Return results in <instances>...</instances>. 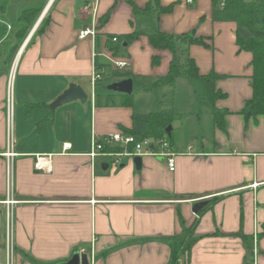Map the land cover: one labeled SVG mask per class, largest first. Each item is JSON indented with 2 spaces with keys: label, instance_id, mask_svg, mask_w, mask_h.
Listing matches in <instances>:
<instances>
[{
  "label": "crops",
  "instance_id": "0c3cea01",
  "mask_svg": "<svg viewBox=\"0 0 264 264\" xmlns=\"http://www.w3.org/2000/svg\"><path fill=\"white\" fill-rule=\"evenodd\" d=\"M95 2L96 25L98 17L111 10L109 21L99 29L98 49L97 39L94 43L79 38L80 31L95 21L93 12L83 14L82 7ZM31 7H41L42 12L15 56L16 264L65 263L82 250L90 253L92 244L96 264H168L170 239L195 222L194 207L201 203L208 209L196 227L200 239L179 264H248L256 230L258 264H264V117L247 124L240 114L253 97V56L236 44V32L246 37L245 30L215 18L214 0H194L191 6L185 0H6L0 30L7 27L10 34L21 13ZM157 30L205 39L207 45L187 47L178 42L181 62L186 58L182 52L188 49L201 76L214 73L218 78L214 83L188 76L179 80L200 83L212 120L215 109L229 111L227 131L213 121L211 141L204 135L187 147L174 141L173 172L166 160L153 156L142 157L140 169L135 158H125L119 167L111 159L99 158L93 167L88 154L94 138L119 131L145 135L152 113L174 112L161 98L173 93L179 80L174 87H155L168 74L173 58L170 51L150 44L148 34ZM131 34L138 37L118 52V58L132 63L121 73L131 76H116L107 59L109 36ZM95 52L112 68L115 79L105 83L108 69L101 70L102 81L94 90ZM6 57L0 48V152L6 151L8 134L11 67ZM154 58L159 62L154 64ZM126 80L133 82L132 107L121 103L127 94L109 89ZM72 84L86 94L90 88V101L88 97L85 103L76 100L52 109ZM213 90L224 96L213 100ZM98 95L113 96L115 105L105 101L97 105ZM174 122L173 135L185 128L184 124L177 130ZM65 144H71V149L62 154ZM36 155H52L51 172L35 169ZM6 194V159L0 156V202Z\"/></svg>",
  "mask_w": 264,
  "mask_h": 264
},
{
  "label": "trees",
  "instance_id": "16d2710c",
  "mask_svg": "<svg viewBox=\"0 0 264 264\" xmlns=\"http://www.w3.org/2000/svg\"><path fill=\"white\" fill-rule=\"evenodd\" d=\"M223 6L221 7V3ZM6 0H0V11H4ZM214 7L217 10L215 18L220 19L224 22H234L238 25L239 29L246 30L248 37H244L239 31L236 32V44L240 51L251 53L252 68H253V97L249 100L243 110L240 112L244 116L247 124L251 119L257 120L258 117H264V0H214ZM136 10V9H135ZM164 11V10H163ZM42 12L41 7H31L24 10L18 17L16 23L12 26L10 34L7 32V27L0 30V48L4 55L7 56L8 66L11 67V62L15 58L20 45L23 43L31 28L35 24L36 20ZM111 10L104 16L98 17L97 20V49L100 45L99 29L103 27L110 19ZM48 23V18L45 19L41 29ZM138 37V34H131L126 36H109V40L118 38V43L112 41L107 42V49L114 58H118V52L125 43H129L133 39ZM150 44L156 49L168 50L172 53L173 58L170 63V69L166 76L162 77L155 84V87L169 86L174 87L176 82L181 77H193L200 78L205 81H214L218 76L214 73L208 76H201L195 61L189 56V50L186 49L182 52V55L186 53L185 62H181L179 54L178 42L185 44L187 47L191 45H207L204 38L196 37L194 34H186L181 36H173L165 34L159 30L148 34ZM159 60L153 59V63H158ZM97 69L104 70L109 69V64L104 63L100 57L95 60ZM116 76L130 77V73L115 72ZM222 93L213 90L212 98L217 99L223 97ZM107 105H115L113 96H102L98 95L96 98L97 105H101L104 102ZM134 102L133 95H123L122 105L132 107ZM229 115L227 110L213 111V121L217 128L222 131H227L226 127V116ZM175 119V113L172 110H164L161 112L152 113L147 123L149 125V131L145 135H137L131 132L127 134L134 135L138 139H153L155 142L162 140L167 141L170 144L172 150L174 143L173 132L169 135L167 129L172 126ZM111 150V149H106ZM113 151L119 152L120 148H114ZM208 208H203L198 211L197 219L189 226L185 227L183 233L179 236H175L170 239L171 256L168 264H179L181 257L190 256L193 247L200 239L196 235V227L199 223V219L206 212ZM181 222L183 220L181 219ZM260 236V235H259ZM253 243V238H251ZM250 254L252 258L253 246L250 247ZM248 264H251V260Z\"/></svg>",
  "mask_w": 264,
  "mask_h": 264
},
{
  "label": "built area",
  "instance_id": "2783aa9c",
  "mask_svg": "<svg viewBox=\"0 0 264 264\" xmlns=\"http://www.w3.org/2000/svg\"><path fill=\"white\" fill-rule=\"evenodd\" d=\"M54 1V0H53ZM187 5H193L194 0H185ZM52 2V1H51ZM83 14H90L93 12V18L95 19L94 24L91 27H87L80 31L79 38L86 39L90 38L93 42H96L97 39V28H96V19L98 15V2L87 3L82 7ZM113 43H118V38H113L111 40ZM100 55L94 53V58L96 60ZM111 66L116 71H126L132 67V63L128 59L114 58L112 55L107 56ZM14 65L10 69L8 77V87H7V96H6V113H7V148L5 152H0V156L6 159L7 166V194L4 201L0 202V205L5 207L4 214L6 216V231L4 235L3 242L5 243L9 255L13 254L14 250V218H13V208L16 205L17 201L15 200L14 194V164L17 154L14 152V140H13V130H14V119H15V81L17 74L18 64ZM103 74L102 71L97 69L96 63L93 68L92 74V86L95 90L99 82L102 81ZM120 148L121 151L116 152L112 149ZM71 149V144H65L63 146L62 154H66ZM111 149V150H106ZM92 166L96 165V161L99 158L111 159L113 165L119 167L123 165V160L125 158H136L144 156H153L157 159L166 160L170 171H175L176 168V154L171 150L170 144L162 140L160 142H154L151 139L140 140L134 135L126 134L124 132H116L114 134L107 135L103 138H94L92 142L91 152L88 154ZM35 169L37 171L51 172L52 170V155H36L35 156ZM252 187L255 189L258 187V184H254ZM95 203V201H92ZM2 212L0 210V241L3 236L2 229ZM259 233L256 230V233L253 237V252L251 258V264H258L259 257ZM87 254L89 258V264H96V250L94 244H92L91 252L82 250L80 255Z\"/></svg>",
  "mask_w": 264,
  "mask_h": 264
},
{
  "label": "rangeland",
  "instance_id": "374dc122",
  "mask_svg": "<svg viewBox=\"0 0 264 264\" xmlns=\"http://www.w3.org/2000/svg\"><path fill=\"white\" fill-rule=\"evenodd\" d=\"M245 32V36L248 37V32L246 30ZM121 50H124L123 46L120 48V51ZM16 59L17 58L15 57L12 60L11 67L14 65ZM111 69L112 68H109L106 71L107 75L104 76V82L107 84H109L111 81H114L115 79V77L111 74ZM99 90L100 88L97 89V92H99ZM86 91L90 101L91 89L88 88ZM203 94L204 90L200 87V83H196V80H192L191 84L179 80L178 88L173 93L172 91H168V93H166L165 96H162L161 98V101L164 105L174 109V126L176 129H181L185 124V128L183 130H176L177 132L174 135V141L180 140L185 147H187L189 144L194 145L196 139H198V142H200L201 135H204L209 141L212 139V110H209L210 102L207 99H204ZM0 210L3 217V236L0 241V261L4 264H16L15 246L13 254L9 255L8 257V250L5 243L3 242L6 231V216L4 214L5 210L3 208H0Z\"/></svg>",
  "mask_w": 264,
  "mask_h": 264
},
{
  "label": "water",
  "instance_id": "95a60500",
  "mask_svg": "<svg viewBox=\"0 0 264 264\" xmlns=\"http://www.w3.org/2000/svg\"><path fill=\"white\" fill-rule=\"evenodd\" d=\"M53 2V1H52ZM51 2V3H52ZM110 90H113L115 92L124 93L127 95H131L133 92V82L132 80H126L120 83H115L109 87ZM88 99V96L86 92L76 84H72L69 89L62 94L58 98V100L53 104L52 109H55L63 104L70 103L72 101L79 100L82 103H85ZM173 128L170 126L167 129V133L170 135ZM162 160V159H161ZM135 164L137 166V169L141 168L142 165V158L136 157L135 158ZM205 203L197 204L194 207V212L197 214L199 210H201L204 207ZM59 264H89V258L87 254L80 255L79 253L75 254L71 260L65 263H59Z\"/></svg>",
  "mask_w": 264,
  "mask_h": 264
},
{
  "label": "bare ground",
  "instance_id": "6f19581e",
  "mask_svg": "<svg viewBox=\"0 0 264 264\" xmlns=\"http://www.w3.org/2000/svg\"><path fill=\"white\" fill-rule=\"evenodd\" d=\"M51 1H53V0H51ZM17 64H15V66H16Z\"/></svg>",
  "mask_w": 264,
  "mask_h": 264
}]
</instances>
